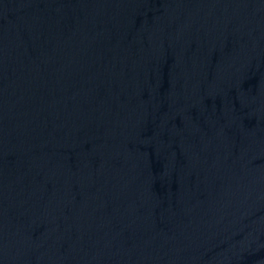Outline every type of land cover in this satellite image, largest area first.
Segmentation results:
<instances>
[{"label": "water", "instance_id": "water-1", "mask_svg": "<svg viewBox=\"0 0 264 264\" xmlns=\"http://www.w3.org/2000/svg\"><path fill=\"white\" fill-rule=\"evenodd\" d=\"M0 264H264V0H0Z\"/></svg>", "mask_w": 264, "mask_h": 264}]
</instances>
